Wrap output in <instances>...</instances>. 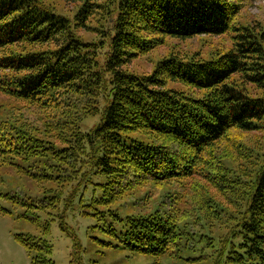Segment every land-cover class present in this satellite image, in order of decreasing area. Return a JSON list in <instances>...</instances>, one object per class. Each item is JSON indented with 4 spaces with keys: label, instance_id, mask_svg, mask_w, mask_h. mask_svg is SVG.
<instances>
[{
    "label": "trees",
    "instance_id": "1",
    "mask_svg": "<svg viewBox=\"0 0 264 264\" xmlns=\"http://www.w3.org/2000/svg\"><path fill=\"white\" fill-rule=\"evenodd\" d=\"M63 1L75 6L72 16L49 0H0V94L13 102L0 106V172L11 178L0 197L23 209L20 218L37 224L38 212L53 217L51 212L62 204L67 209L81 189L82 194L92 189L91 208L109 209L146 186L189 179L200 163L216 156L223 168L210 169V180L232 182L234 166L225 163L246 160L245 152L254 148L246 147L244 135L264 132V96H252L246 87L264 92V32L236 26L250 0ZM95 21L103 30L89 26ZM82 30L105 39L87 41L78 34ZM233 32L230 49L217 50L210 59L172 55L149 75L123 69L166 37ZM169 83L188 91L167 88ZM95 116L100 121L81 131L80 124ZM223 142L230 148L219 154ZM260 157L254 158L247 189L233 193H243V204L227 214L236 222L220 238L229 247L219 251L214 264H264ZM206 197V208L213 207L219 218L226 210L209 193ZM162 204L123 218L122 241L133 252L174 256L183 236H192ZM107 230L116 235L113 225ZM15 240L31 264H55L48 241L24 234ZM74 248L78 254L77 238Z\"/></svg>",
    "mask_w": 264,
    "mask_h": 264
},
{
    "label": "rangeland",
    "instance_id": "2",
    "mask_svg": "<svg viewBox=\"0 0 264 264\" xmlns=\"http://www.w3.org/2000/svg\"><path fill=\"white\" fill-rule=\"evenodd\" d=\"M49 1L65 14L72 16L75 12L73 4L63 0ZM100 24L95 21L89 26L91 28L96 26L103 30ZM236 26H248L257 33H263L264 0L248 1L236 20ZM105 27L109 28L110 25ZM78 34L87 41L105 39L101 33L96 31L82 30ZM233 34L234 32L219 37L198 36L188 39L166 37L163 45L149 54L133 60L123 69L136 75H149L158 62L172 55H179L184 61L190 60L195 54H199L201 59H210L215 51L226 52L230 49ZM104 51L105 49L99 56L100 63L104 62ZM234 78L240 80L239 76ZM246 87L250 95L264 96V92L256 87L249 84H246ZM167 88L188 91L186 87L178 83H169ZM189 92L191 91L189 90ZM12 104L13 102L8 97L0 94V106ZM19 106L22 107V104ZM99 121L100 116L86 118L80 124L81 131H90ZM244 139L247 142L246 147L254 149L245 152L246 160L237 161L239 165L235 161L230 162V164L225 163L228 167L234 166L235 172L229 175L237 177L232 178V182L225 181L216 184L217 179L210 180L212 178V175L209 174L210 169H221L223 165L219 162L218 156L207 158L205 162L198 165L191 178L184 179L182 182H173L163 186V188L154 185L146 186L112 205L109 209L98 207L97 210L104 213L101 216L96 215L97 210L91 208L92 189L83 194L82 191L84 190L81 189L73 204L67 209H64L62 204L59 210L51 212L53 217L49 213L38 212L37 224L20 218L19 215L22 214L23 209L15 208L10 202L0 197V264H31L29 253L15 240L17 234L30 235L48 241L53 247L51 258L55 264H214L219 251L223 247L226 249L229 247V244H222L220 238L226 237L236 222L230 220L227 214L239 212L241 204H243V201L240 200V195L242 198L243 193L235 196L233 193L237 192L238 189L239 192H244L247 189L248 181H250L249 175H254L252 171L254 172L256 168V166L253 167L254 158L264 155V132L246 134ZM228 147L230 148V144L223 142L218 153H223V150ZM250 152L253 153L250 154ZM249 155H251V159H249ZM260 158L263 160V157ZM10 179L6 174L0 172V192L7 190V181ZM239 182L241 183L239 184ZM20 183L22 184V182ZM70 190L71 186L67 188V193ZM169 192L170 194H168ZM208 193L216 198L214 200L226 210L221 211L217 219L214 218L216 214L213 213V210L215 209L213 207L206 208V200H208L206 195ZM167 194L169 196L166 197ZM231 196L232 200L235 199L239 202H231L229 199ZM162 201L161 207L169 213L179 216L180 226L186 227L192 236H183L180 245L173 249L174 256L141 255L133 252L122 241L121 234L125 230L123 218L127 214L152 212ZM112 213L122 218V221H119ZM61 214L64 215V219H61ZM208 214L210 217L205 219ZM51 218L54 221H51ZM47 221L50 223V231L45 233L44 226ZM62 222L65 223L63 227L61 226ZM107 224L113 225L116 235L108 233ZM202 224H205L203 228L201 227ZM75 238L81 245L78 254H75ZM209 239H213V241L211 242Z\"/></svg>",
    "mask_w": 264,
    "mask_h": 264
}]
</instances>
